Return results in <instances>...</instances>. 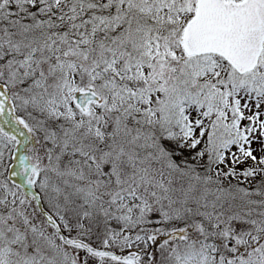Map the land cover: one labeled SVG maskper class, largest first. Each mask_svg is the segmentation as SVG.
Listing matches in <instances>:
<instances>
[{
  "label": "snow or ice",
  "instance_id": "1",
  "mask_svg": "<svg viewBox=\"0 0 264 264\" xmlns=\"http://www.w3.org/2000/svg\"><path fill=\"white\" fill-rule=\"evenodd\" d=\"M0 264H264V0H0Z\"/></svg>",
  "mask_w": 264,
  "mask_h": 264
}]
</instances>
